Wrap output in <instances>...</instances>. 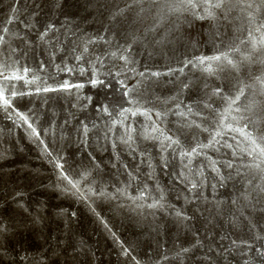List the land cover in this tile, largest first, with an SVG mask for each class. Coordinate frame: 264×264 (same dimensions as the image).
Segmentation results:
<instances>
[{"label": "rangeland", "instance_id": "374dc122", "mask_svg": "<svg viewBox=\"0 0 264 264\" xmlns=\"http://www.w3.org/2000/svg\"><path fill=\"white\" fill-rule=\"evenodd\" d=\"M129 3L0 0L10 104H0V264H264V162L241 151L254 146L222 130L199 155H180L208 144L222 119L264 132V65L244 59L264 35V5L228 20L150 2L117 14ZM217 45L240 48L238 68L209 72L195 59ZM246 85L241 111L225 112L224 97Z\"/></svg>", "mask_w": 264, "mask_h": 264}, {"label": "snow or ice", "instance_id": "6c2138e0", "mask_svg": "<svg viewBox=\"0 0 264 264\" xmlns=\"http://www.w3.org/2000/svg\"><path fill=\"white\" fill-rule=\"evenodd\" d=\"M147 2H150L151 4H162L171 11H179L181 10V7L185 11L190 9L192 14L196 16L197 19H200V20H204V19L215 20L218 18V14H222L223 18L225 20H228L230 13L233 12L237 8V6H239L241 10H243L245 7L248 9H251L253 7V4L255 3V0H131V3H129L126 8L120 9L117 14H122L123 12L127 11L128 8H132L136 4L143 5ZM260 4L264 5V0H260ZM256 10L257 12L260 11L259 5L257 6ZM141 11H144L143 7H141ZM161 11H163V8H161ZM248 18L250 20L254 19L253 14L251 12L248 13ZM8 23H11V21H8ZM50 27L51 26H49V28ZM261 29H264V19L260 21L259 26L257 27L256 30L260 31ZM0 31L7 33L9 29H7L6 27L0 26ZM46 36H47V31L40 34V39L44 40ZM249 37H251V31H249ZM247 42H248L247 40H241V44H244ZM3 43H4V36L0 35V45H2ZM128 47L130 48L131 45H129ZM84 51L85 52L88 51L87 47H85ZM216 51H217V54L215 55L207 56V55L202 54L199 57H196L195 59L198 60L199 63L202 65L206 64L207 67L205 70L209 72L213 71L214 63L222 64L226 62L228 65H231L233 68H238L237 62H235L234 59L232 58L233 52L240 51V48L238 46L234 48L229 47L227 49H221L220 46L217 45ZM261 52H264V35H262L259 40L253 39L251 51L244 55V59L250 62H253V63L259 62L261 65H264V56L256 55L255 59L253 57V54H259ZM112 54L115 55V53H112ZM76 59L79 61L81 59V56H77ZM121 59H123L125 63L129 62L127 56H122ZM97 60H99V57L97 58ZM190 63H192V60H186L185 67ZM178 70L181 72L183 71L182 68ZM25 71H27V69H25ZM169 71L171 72V71H176V70L170 69ZM140 75H144V73H140ZM152 75L158 76L160 75V73L153 72ZM0 76H4L5 79H9L8 76H5L2 65H0ZM11 78L12 79H22L23 77H19L13 74ZM256 79L260 80L261 78L256 77ZM98 82H102V81H98L96 79H93L92 81L93 84H96ZM121 84L123 86V82H121ZM261 85H262V88H264V80L261 81ZM62 87L64 89H68L70 85L67 82H65ZM76 87H82V85H76ZM185 87H187V85H185ZM245 87H250V85L240 87L234 96L224 97V99H226L227 104H228V107L225 110V112L241 111L239 106H237L236 108H233V105L239 104L241 97L245 95ZM52 90L54 89H50L47 87L44 88V91H52ZM129 91H131V89H129ZM13 94L15 95V93ZM128 94H129L128 91L124 93L125 96H128ZM214 94L217 96H220L221 90L216 89ZM261 94H264V92H262ZM129 103H134V101L130 99ZM0 104H2L4 107L10 106L9 100L5 98L3 91H0ZM205 107H209V105L206 104ZM249 109H250V106L246 110H249ZM128 111L129 109H123L121 112V115H123L125 112H128ZM189 112H191V109H189ZM144 114H147V113H144ZM132 115H136V112H132ZM159 115L160 113H157V116ZM181 115H183V113H181ZM21 119H25V117L21 116ZM233 119H236V117H233ZM25 122L27 121L25 120ZM29 127H31V125H29ZM247 128H248V124L243 125V127L234 128L231 123H225V121L222 119L220 121L218 129L215 131V134L211 137L208 144L205 145V144L198 143L195 147L191 148L190 151H181L180 155L182 157L183 156L191 157L193 155H199L200 154V152L198 151L199 149L210 147L213 143H217L218 141L216 138L223 134L222 130H226V131L239 133L241 136L245 138V140L249 141L250 144L254 146L251 150H245L241 148V151L246 152V154L249 156L250 159L252 158L253 153L258 152L260 157L262 158L261 162H264V144L260 143V141H264V132H260L257 129V135L254 136L252 131H246ZM35 131L36 129L33 128L34 133ZM165 139L170 141L169 146L179 144L178 139H172L171 137H165ZM237 143H239V141H237ZM228 166L232 167L231 164H229ZM245 166H248V167L254 166L256 168H260V163H257L255 165H245ZM58 167H61V166L58 165ZM61 175H63V173H61ZM63 178L67 180L68 183L71 184L73 188L77 187V183L73 182V180H71L68 176L63 175ZM262 179H264V177H262ZM192 187L195 188L196 185L193 184ZM257 187H260V186L257 185ZM261 191H264V188H261ZM233 203H235V201H233ZM153 206L154 205H150V207H153ZM177 214L179 215V213ZM261 238H264V237H259V236L257 237V239H261ZM231 244L232 246H235V247H241V245L246 246L249 249L252 247V245L248 243L247 241H240L239 243H237L236 240H233ZM184 251H187V249H184ZM255 251L260 256V258L264 260V248L256 247ZM244 254L246 255L247 253H244ZM244 264H249V262L245 261Z\"/></svg>", "mask_w": 264, "mask_h": 264}]
</instances>
